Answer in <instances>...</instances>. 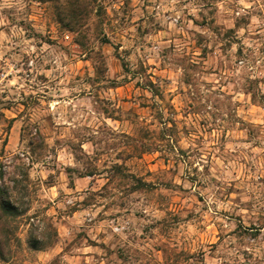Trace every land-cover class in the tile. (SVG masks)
Listing matches in <instances>:
<instances>
[{
	"label": "rangeland",
	"instance_id": "rangeland-1",
	"mask_svg": "<svg viewBox=\"0 0 264 264\" xmlns=\"http://www.w3.org/2000/svg\"><path fill=\"white\" fill-rule=\"evenodd\" d=\"M1 202L0 264H264V0H0Z\"/></svg>",
	"mask_w": 264,
	"mask_h": 264
},
{
	"label": "trees",
	"instance_id": "trees-1",
	"mask_svg": "<svg viewBox=\"0 0 264 264\" xmlns=\"http://www.w3.org/2000/svg\"><path fill=\"white\" fill-rule=\"evenodd\" d=\"M65 2L68 4V5H70V3H71V0H65ZM66 26H69V25H66ZM8 204L7 203H0V206L4 209V210H7L6 208L8 207L7 206ZM10 206V205H9ZM9 209H10V207H9Z\"/></svg>",
	"mask_w": 264,
	"mask_h": 264
}]
</instances>
